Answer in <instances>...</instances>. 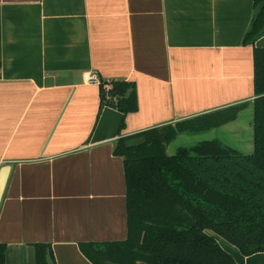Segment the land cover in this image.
Here are the masks:
<instances>
[{
	"label": "crops",
	"instance_id": "obj_1",
	"mask_svg": "<svg viewBox=\"0 0 264 264\" xmlns=\"http://www.w3.org/2000/svg\"><path fill=\"white\" fill-rule=\"evenodd\" d=\"M253 13L254 0H0L5 264H36L38 243L54 264H94L81 243L126 239L121 136L240 106L234 120L176 139L254 149V46L243 42ZM90 73L133 81L137 111L103 104ZM216 239L238 264H264V252Z\"/></svg>",
	"mask_w": 264,
	"mask_h": 264
},
{
	"label": "trees",
	"instance_id": "obj_2",
	"mask_svg": "<svg viewBox=\"0 0 264 264\" xmlns=\"http://www.w3.org/2000/svg\"><path fill=\"white\" fill-rule=\"evenodd\" d=\"M263 35L264 0H254L243 40L254 46L253 152L219 139L167 152L180 133L221 126L236 118L240 106L121 136L114 152L124 158L128 233L123 240L81 243L94 264H238L210 231L246 256L264 252V46H255ZM99 89L103 104L124 115L137 111L133 81L100 78ZM47 248L36 244V264H48ZM5 262L0 243V264Z\"/></svg>",
	"mask_w": 264,
	"mask_h": 264
},
{
	"label": "water",
	"instance_id": "obj_3",
	"mask_svg": "<svg viewBox=\"0 0 264 264\" xmlns=\"http://www.w3.org/2000/svg\"><path fill=\"white\" fill-rule=\"evenodd\" d=\"M132 89H129L126 93V98H128L131 94ZM10 171H11V167L9 165H6L4 167H2L1 171H0V205L5 193V189L9 180V176H10ZM47 262L48 264H53V259L51 256V250L50 248H47Z\"/></svg>",
	"mask_w": 264,
	"mask_h": 264
},
{
	"label": "rangeland",
	"instance_id": "obj_4",
	"mask_svg": "<svg viewBox=\"0 0 264 264\" xmlns=\"http://www.w3.org/2000/svg\"><path fill=\"white\" fill-rule=\"evenodd\" d=\"M253 135H251V137H252ZM250 137V140H251V142L253 143V137L251 138ZM250 142V143H251ZM195 143V141H191L190 143H188V145H192V144H194ZM226 144H228L229 146H231V147H234V148H238V150H240L241 152H244L245 154H250V153H252L253 152V150L252 151H250V150H248V149H246V148H242V147H240L238 144H239V142H237L236 140H234V141H230L229 143H227V142H225ZM171 144V143H170ZM187 145V146H188ZM244 145V144H243ZM254 145V144H253ZM180 146H184V143L182 142V138H178V139H176V140H174L173 141V143L169 146V149H168V154L169 153H171V154H174L175 152H176V150L180 147ZM244 147H246L245 145H244ZM210 233H212L214 236H216L217 238L219 237L220 239H224V238H222V237H220V235H218V234H216L215 232H212V231H210Z\"/></svg>",
	"mask_w": 264,
	"mask_h": 264
},
{
	"label": "built area",
	"instance_id": "obj_5",
	"mask_svg": "<svg viewBox=\"0 0 264 264\" xmlns=\"http://www.w3.org/2000/svg\"><path fill=\"white\" fill-rule=\"evenodd\" d=\"M85 79L90 82H98L100 83V77L96 73H90L85 75ZM109 89V86L107 87Z\"/></svg>",
	"mask_w": 264,
	"mask_h": 264
}]
</instances>
